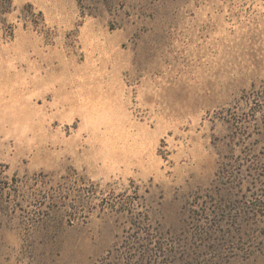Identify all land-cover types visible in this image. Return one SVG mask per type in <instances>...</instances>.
Segmentation results:
<instances>
[{
	"label": "rangeland",
	"instance_id": "rangeland-1",
	"mask_svg": "<svg viewBox=\"0 0 264 264\" xmlns=\"http://www.w3.org/2000/svg\"><path fill=\"white\" fill-rule=\"evenodd\" d=\"M102 259L264 264V0H0V264Z\"/></svg>",
	"mask_w": 264,
	"mask_h": 264
},
{
	"label": "trees",
	"instance_id": "trees-1",
	"mask_svg": "<svg viewBox=\"0 0 264 264\" xmlns=\"http://www.w3.org/2000/svg\"><path fill=\"white\" fill-rule=\"evenodd\" d=\"M158 250H160V247L158 248ZM160 260L161 261H157V259H102L99 260L96 264H183V261L181 259Z\"/></svg>",
	"mask_w": 264,
	"mask_h": 264
}]
</instances>
